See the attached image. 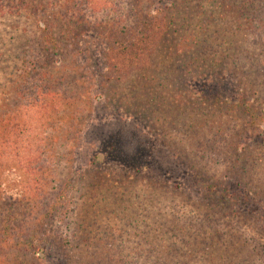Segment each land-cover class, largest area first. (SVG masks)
Returning <instances> with one entry per match:
<instances>
[{
    "label": "trees",
    "instance_id": "trees-1",
    "mask_svg": "<svg viewBox=\"0 0 264 264\" xmlns=\"http://www.w3.org/2000/svg\"><path fill=\"white\" fill-rule=\"evenodd\" d=\"M157 2L0 0V264H48L51 248L57 264H264V0ZM196 24L208 40L188 32ZM178 34L183 77L171 79L206 83L186 101L202 109L189 136L199 152L175 153L195 156L199 198L134 188L126 229L96 235L73 196L92 110L84 40L104 45L105 81L123 83L162 65ZM12 173L21 191L8 200Z\"/></svg>",
    "mask_w": 264,
    "mask_h": 264
},
{
    "label": "rangeland",
    "instance_id": "rangeland-1",
    "mask_svg": "<svg viewBox=\"0 0 264 264\" xmlns=\"http://www.w3.org/2000/svg\"><path fill=\"white\" fill-rule=\"evenodd\" d=\"M170 1L158 0L157 5ZM196 26L199 30L192 27L188 32L197 35L200 24ZM208 31L199 32L202 36L197 42L208 40L211 37ZM185 35L171 36L160 55L162 65L156 70L133 76L123 83L105 81L104 45L94 35L84 40V63L92 76V110L80 139L73 145V171L80 178L73 196L87 199L81 208L87 221L83 226L96 235L103 237L101 229L109 222L117 224L116 232L126 229L123 227L128 221L126 208L133 201L135 205L141 203L140 198L131 199L129 192L134 188L138 192L148 190L146 195H149L154 190L178 187L192 199L199 198L195 178L187 167L196 160L195 156L191 160L185 156L186 164L175 154L178 150L183 156L188 151L199 152L193 143L200 140L190 141L189 136L192 126L200 121L202 109L186 101L206 85L204 79H185L184 85L171 79V75L183 77V73L176 71L180 70L177 67L182 60L176 54V46L183 45ZM189 44L190 41L186 46ZM19 176L12 173L4 178L8 200L20 194ZM51 249L47 263L57 264L61 254Z\"/></svg>",
    "mask_w": 264,
    "mask_h": 264
}]
</instances>
